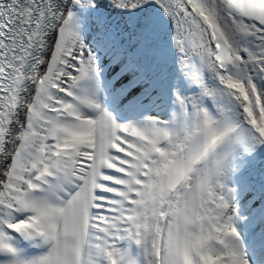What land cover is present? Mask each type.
Returning a JSON list of instances; mask_svg holds the SVG:
<instances>
[{"label": "snow or ice", "instance_id": "snow-or-ice-1", "mask_svg": "<svg viewBox=\"0 0 264 264\" xmlns=\"http://www.w3.org/2000/svg\"><path fill=\"white\" fill-rule=\"evenodd\" d=\"M0 264H264V0H0Z\"/></svg>", "mask_w": 264, "mask_h": 264}, {"label": "bare ground", "instance_id": "bare-ground-1", "mask_svg": "<svg viewBox=\"0 0 264 264\" xmlns=\"http://www.w3.org/2000/svg\"><path fill=\"white\" fill-rule=\"evenodd\" d=\"M108 11L110 12L111 10H108ZM112 16H115L117 18V14L116 13H112Z\"/></svg>", "mask_w": 264, "mask_h": 264}, {"label": "rangeland", "instance_id": "rangeland-1", "mask_svg": "<svg viewBox=\"0 0 264 264\" xmlns=\"http://www.w3.org/2000/svg\"><path fill=\"white\" fill-rule=\"evenodd\" d=\"M113 18L115 19L116 17H115V16H113Z\"/></svg>", "mask_w": 264, "mask_h": 264}]
</instances>
